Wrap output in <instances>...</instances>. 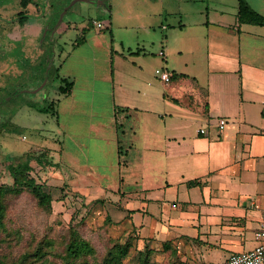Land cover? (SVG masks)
<instances>
[{
  "label": "crops",
  "instance_id": "0c3cea01",
  "mask_svg": "<svg viewBox=\"0 0 264 264\" xmlns=\"http://www.w3.org/2000/svg\"><path fill=\"white\" fill-rule=\"evenodd\" d=\"M246 1L264 17V0ZM19 2L12 35L20 51L0 64V77L22 76L33 64L41 71L32 90L46 66L73 87L61 93L59 80L54 113L39 111L33 99L18 114L27 127L47 124L51 114L58 127L55 143L37 155L29 149L18 161L30 158L31 172L36 164L45 168L51 186L105 188L122 231L151 246L171 242L195 263L217 264L254 248L264 211V25L240 22L239 0H138L137 8H123L133 30L130 55L113 37L119 17L113 10L95 20L102 27L95 21L79 27L69 15L60 36L72 27L80 33L69 52L61 46L57 55L54 44L51 55L40 40L46 22H39L52 5ZM69 2L61 0V19ZM22 11L26 17L19 18ZM52 17L51 23L57 14ZM92 25L98 35L87 37ZM86 46L89 52L72 57ZM157 68L169 71L171 81L160 80ZM220 118L227 120L223 129ZM39 155L48 160L45 167ZM60 169L64 179L55 177Z\"/></svg>",
  "mask_w": 264,
  "mask_h": 264
},
{
  "label": "rangeland",
  "instance_id": "374dc122",
  "mask_svg": "<svg viewBox=\"0 0 264 264\" xmlns=\"http://www.w3.org/2000/svg\"><path fill=\"white\" fill-rule=\"evenodd\" d=\"M33 1H41L45 5L50 2L49 4L52 5L51 14L46 13V16L42 18L43 20L41 19L39 22H46L40 40L42 43L44 42L43 47L51 55L54 54V44L57 55L62 51L61 46H64V53L69 52L72 49V43L80 33V29L72 27L67 29V34L60 36V34H63L61 33L64 30L63 28H66L65 26L68 24L69 15L73 17L74 23L80 27L81 25H87L89 22L108 17L111 10L116 14L115 17H117V14L119 16L115 19V23L118 24L114 29L113 37L115 41H119V39L123 40V50L128 55H130L128 47L132 50L135 49L132 41L133 30L127 25L131 21L123 17L125 15L123 8L127 4L131 7L133 6V8H137L139 6L137 4L138 0H91L95 3L94 5H87L80 0L70 7V12L63 19H61V12L59 13L62 10L61 0ZM105 9L108 12L105 13ZM19 10V0H0V64L6 61L5 59L10 57L12 53L19 54L20 45L14 40L12 35L14 28L12 20L16 17ZM55 14H57V17L51 23L52 16ZM121 16L122 18H120ZM31 20L34 22L36 19L33 18ZM125 23L126 27H122ZM51 24L52 27L50 26ZM48 26H50L49 30H47ZM58 28L60 30L55 33V42L53 43L51 42V34L53 29L56 31ZM97 32H99L98 28L92 25L88 27L86 34L87 37H91L98 35ZM105 33L107 37H110L108 31ZM57 41H59V45ZM81 48H85V46ZM87 48V46L86 49L76 48L72 53V57L80 52H89ZM59 60L55 61L56 65H59ZM25 62H22V67L27 66L28 63L24 65ZM88 68L89 65L85 67L86 70ZM48 70L49 68L46 66L43 72V81L36 87H41V89L33 94L24 92L25 90H32L31 87L35 81V76L41 71L35 68L33 64H28V69H25L26 73L22 76H17L14 73L7 75L2 72L1 74L0 128L3 131L0 130L2 133L0 135V184L12 182V177L7 171V166L14 159L16 161L20 160V157L26 151H29V149H32V154L37 155L39 149L54 142L51 139L52 137H56V133L53 130L57 131L58 127L56 119L51 114L47 115L49 118L47 124L44 125L40 121L36 122L34 127L24 125L20 121V115H18L26 111V106L33 99H36L37 103L42 106H45V104L54 99L59 80L53 78V69L50 74H48ZM9 154L14 156L13 159L8 158ZM41 157V165L44 166V163H47L48 160L43 155ZM38 166L37 164L34 165L31 174L38 182L48 181L45 177L48 175L45 172L47 170L45 168L38 169ZM64 173L60 169L55 174V177L62 179L66 175ZM47 185L52 194V200L46 207H42L33 194L27 190L20 193L7 194L5 198L7 205L5 226L4 228H0V258L5 263L20 264L21 258L25 254L35 252L38 246L42 244L46 255L43 258H29L25 264H63L62 255L65 252L71 233L75 229L94 247V255L89 256V260L93 263L97 260H102L115 241H125L127 236L130 235V233H127V230L122 231V228L118 226L120 224L117 222L119 219V208L114 198L105 197L107 193L105 188L90 187L85 190L83 188H76L75 192H73L67 188V185L61 187L51 186L49 183ZM106 185L113 187L114 184L113 182H108ZM127 224L128 222L126 221L125 225ZM131 238L132 247L125 260V264H136L139 251L144 250L146 247L153 250L151 255L152 264H176L174 261L175 255L174 253L172 254L171 249L164 248L163 245L151 246V243L146 241L141 242L136 235H131ZM47 242L50 243L49 246H47ZM177 250L180 257L178 264H198L193 262V260L184 258L179 253V249Z\"/></svg>",
  "mask_w": 264,
  "mask_h": 264
},
{
  "label": "trees",
  "instance_id": "16d2710c",
  "mask_svg": "<svg viewBox=\"0 0 264 264\" xmlns=\"http://www.w3.org/2000/svg\"><path fill=\"white\" fill-rule=\"evenodd\" d=\"M31 0H21L23 7H26ZM26 17L25 13L22 11L19 13V18ZM238 17L240 22L244 23H254L264 25V17L258 12L254 11L246 0H239V11ZM52 67L49 68L48 74H50ZM57 71V69H56ZM60 80V85L58 87L59 92L68 93L73 87V82L67 78H62L57 76ZM35 106V105H34ZM36 107V106H35ZM54 102H49L38 108L39 111L44 113H54ZM2 130V128H1ZM27 160L24 161H13L8 164L7 171L12 177L11 183L0 184V228L5 226V218L7 205L5 198L9 193H20L22 191H29L37 199L38 203L42 207L52 200V194L49 190L47 182H38L35 177L31 174V167H29ZM42 157L38 156V161L40 162ZM120 223V222H119ZM125 231V230H124ZM128 233V232H127ZM122 235V234H120ZM131 233L127 236L125 241L117 240L108 249L102 260H97L93 263L89 260V256L94 255V247L91 243L84 239L75 229L71 233L69 241L66 245L65 252L63 256V264H125V260L129 255L130 248L132 247ZM50 243L47 242V246ZM163 247L172 250V254L175 255V263L180 262V257L178 256L177 248H174L171 242H163ZM153 253L152 248L146 247L144 250L139 251L136 264H152L151 255ZM46 255V251L41 244L33 253H27L21 258L20 264H25V262L32 257L43 258ZM0 264H7L0 258Z\"/></svg>",
  "mask_w": 264,
  "mask_h": 264
},
{
  "label": "built area",
  "instance_id": "2783aa9c",
  "mask_svg": "<svg viewBox=\"0 0 264 264\" xmlns=\"http://www.w3.org/2000/svg\"><path fill=\"white\" fill-rule=\"evenodd\" d=\"M95 24L97 27L103 26L101 21H95ZM159 54L164 55V51L161 50ZM155 73L163 82L168 83L171 81V74L166 69L157 68ZM218 123L220 129H223L227 124V120L225 118H220ZM199 131L201 133L207 132L205 128H200ZM254 238L256 241L254 248L239 253H232L217 264H264V211L261 214V221L255 232Z\"/></svg>",
  "mask_w": 264,
  "mask_h": 264
},
{
  "label": "water",
  "instance_id": "95a60500",
  "mask_svg": "<svg viewBox=\"0 0 264 264\" xmlns=\"http://www.w3.org/2000/svg\"><path fill=\"white\" fill-rule=\"evenodd\" d=\"M75 1L76 0H73V1H71V3L69 4V6H71V5H73L74 3H75ZM65 10H67V8L65 9ZM62 16V15H61ZM41 89V87H38V88H36V89H34V90H27L28 92H37V91H39Z\"/></svg>",
  "mask_w": 264,
  "mask_h": 264
}]
</instances>
